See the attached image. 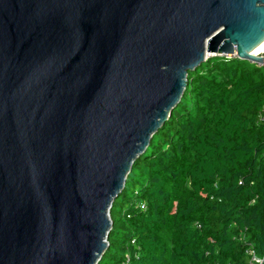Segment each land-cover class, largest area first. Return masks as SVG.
Here are the masks:
<instances>
[{
  "label": "water",
  "instance_id": "95a60500",
  "mask_svg": "<svg viewBox=\"0 0 264 264\" xmlns=\"http://www.w3.org/2000/svg\"><path fill=\"white\" fill-rule=\"evenodd\" d=\"M263 39L264 0H0V264H97L187 71Z\"/></svg>",
  "mask_w": 264,
  "mask_h": 264
},
{
  "label": "trees",
  "instance_id": "16d2710c",
  "mask_svg": "<svg viewBox=\"0 0 264 264\" xmlns=\"http://www.w3.org/2000/svg\"><path fill=\"white\" fill-rule=\"evenodd\" d=\"M264 64L212 55L187 71L133 161L97 264H264Z\"/></svg>",
  "mask_w": 264,
  "mask_h": 264
},
{
  "label": "bare ground",
  "instance_id": "6f19581e",
  "mask_svg": "<svg viewBox=\"0 0 264 264\" xmlns=\"http://www.w3.org/2000/svg\"><path fill=\"white\" fill-rule=\"evenodd\" d=\"M264 47V39L262 41H260L257 45H255L251 50L250 53L251 54H257L258 52H260V50Z\"/></svg>",
  "mask_w": 264,
  "mask_h": 264
},
{
  "label": "built area",
  "instance_id": "2783aa9c",
  "mask_svg": "<svg viewBox=\"0 0 264 264\" xmlns=\"http://www.w3.org/2000/svg\"><path fill=\"white\" fill-rule=\"evenodd\" d=\"M263 54H264V47L260 50V52L257 53V55H263ZM260 119L264 122V105L262 106L260 112Z\"/></svg>",
  "mask_w": 264,
  "mask_h": 264
}]
</instances>
